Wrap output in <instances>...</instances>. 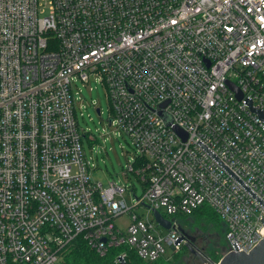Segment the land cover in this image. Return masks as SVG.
I'll return each mask as SVG.
<instances>
[{
  "label": "built area",
  "instance_id": "built-area-1",
  "mask_svg": "<svg viewBox=\"0 0 264 264\" xmlns=\"http://www.w3.org/2000/svg\"><path fill=\"white\" fill-rule=\"evenodd\" d=\"M92 76L138 152L133 208L91 176L75 89ZM199 140L264 202V0H0V264H62L78 238L118 264L170 260L187 242L175 216L204 206L227 252L250 253L264 206Z\"/></svg>",
  "mask_w": 264,
  "mask_h": 264
},
{
  "label": "rangeland",
  "instance_id": "rangeland-1",
  "mask_svg": "<svg viewBox=\"0 0 264 264\" xmlns=\"http://www.w3.org/2000/svg\"><path fill=\"white\" fill-rule=\"evenodd\" d=\"M79 90L82 91L85 108L83 107L79 111L78 121L80 127L90 131L95 138L92 145L89 140H84L86 157L92 165V179L101 183L104 188H107L110 182H115L118 186L125 188V200L128 207L133 208L136 200L145 194L143 183L138 180L136 175L128 171L129 162L138 156L137 149L126 135H118L115 125H111V110L105 85L92 76L88 85L79 84V87L75 89V91ZM96 107L101 109V116L96 112ZM135 212L144 216L145 219H153L152 213L143 206L135 209ZM127 220L126 216L118 220V227L124 228ZM177 221L184 230L185 228L199 227L203 232L202 235L208 239V242L200 245L205 253L200 264H204L207 259L220 261L227 253L228 245L221 227L223 226L222 220L219 219L218 222L221 224H217L196 218L188 220L186 217L180 216ZM166 248V257L174 255L169 247ZM180 251L176 257L170 260L161 259L158 264H187L189 261L197 260L187 247L183 246Z\"/></svg>",
  "mask_w": 264,
  "mask_h": 264
},
{
  "label": "water",
  "instance_id": "water-1",
  "mask_svg": "<svg viewBox=\"0 0 264 264\" xmlns=\"http://www.w3.org/2000/svg\"><path fill=\"white\" fill-rule=\"evenodd\" d=\"M235 91L236 88L231 85ZM238 92V91H237ZM239 97H241L240 92L238 93ZM97 113L100 114V111L97 110ZM111 123V120H110ZM176 131L180 135H184V132L179 128H176ZM186 137V135H184ZM198 144L209 154L211 155L236 181H238L262 206H264V202L254 193L252 192L220 159H218L200 140ZM150 209L149 207H146ZM153 216L156 222L164 227L165 229H170L172 221L166 220L158 210H152ZM264 223V219L261 220ZM179 231L181 236L178 238L177 243L182 242L183 240L193 242V238L190 237L183 227H179ZM233 246L236 251L227 252L223 258L219 261V264H264V238L259 241V243L250 251V253H245L243 250L241 252L238 251L239 247L235 243ZM191 253L196 254L194 249L189 247ZM120 264H126V261L122 256L118 257Z\"/></svg>",
  "mask_w": 264,
  "mask_h": 264
},
{
  "label": "trees",
  "instance_id": "trees-1",
  "mask_svg": "<svg viewBox=\"0 0 264 264\" xmlns=\"http://www.w3.org/2000/svg\"><path fill=\"white\" fill-rule=\"evenodd\" d=\"M175 217L178 218L179 216ZM184 217H186L188 220L191 218H196L198 220L211 221L221 224L218 222L220 217L207 206L200 207L191 216ZM221 227L224 230V226ZM116 251L117 250H112L107 257L101 258L93 249L87 246L82 238H78L73 243V245L70 246L69 250L65 254L62 264H118L114 261ZM180 252L175 253L172 258L176 257ZM159 262L160 260L153 263L142 261L133 253H130V255L126 258V264H158Z\"/></svg>",
  "mask_w": 264,
  "mask_h": 264
},
{
  "label": "flooded vegetation",
  "instance_id": "flooded-vegetation-1",
  "mask_svg": "<svg viewBox=\"0 0 264 264\" xmlns=\"http://www.w3.org/2000/svg\"><path fill=\"white\" fill-rule=\"evenodd\" d=\"M185 231L194 240H193V242L187 241L184 244V246L187 247L188 250H189V247L194 249L196 254H193V257H196V259L198 260V261L195 260L194 262H193V260L189 261V262H187V264H200L203 256H205L204 249H202L200 247V245L205 243V242H208V239L206 238V236L202 235L203 232L201 231V229L199 227L195 226V227H192L191 229L185 228ZM189 252H190V250H189Z\"/></svg>",
  "mask_w": 264,
  "mask_h": 264
}]
</instances>
